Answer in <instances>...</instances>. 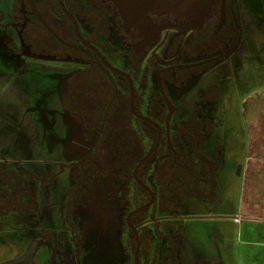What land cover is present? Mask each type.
<instances>
[{
  "label": "flooded vegetation",
  "instance_id": "1",
  "mask_svg": "<svg viewBox=\"0 0 264 264\" xmlns=\"http://www.w3.org/2000/svg\"><path fill=\"white\" fill-rule=\"evenodd\" d=\"M140 15L0 0V91L41 136L0 145V231L26 237L6 264H233L235 212L215 213L240 170L225 105L262 56L264 0H213L196 25Z\"/></svg>",
  "mask_w": 264,
  "mask_h": 264
},
{
  "label": "rangeland",
  "instance_id": "2",
  "mask_svg": "<svg viewBox=\"0 0 264 264\" xmlns=\"http://www.w3.org/2000/svg\"><path fill=\"white\" fill-rule=\"evenodd\" d=\"M260 41V39H258ZM261 41L263 42V52L262 56L256 57V58H247V62L245 63V67L243 68V72L247 75H251L247 80H245V76L242 77L241 83L237 86L236 90H233L230 93V100L225 105L226 110V126L224 127L225 131H231L238 141L237 144H240V147H237V152H239L238 156L242 160L243 153H244V143L247 142L244 132H245V125L247 124V121L251 119V113L255 108L257 107L256 102L252 103L251 106V113L250 108H245L242 106V103L250 98V94L253 93L254 90H264V36H261ZM249 60V61H248ZM1 86L4 84H0ZM0 86V87H1ZM45 87V86H44ZM11 90V91H10ZM14 89H9V91L5 94H1L0 91V145H8L9 143L15 144L17 142L19 145V141H17L16 137L21 133V135H31L35 139H39L40 131L39 127L36 129L31 126V124L26 125V123H23L22 126H20V123L17 121L18 118H16V114L20 112V110L24 111V107L20 106L21 101H19L16 91L14 92ZM44 93V92H43ZM11 103L9 105V101ZM255 100V99H254ZM256 101V100H255ZM262 101L259 103L261 104ZM250 107V106H248ZM244 109H247L248 116L243 114ZM34 117V116H33ZM262 118V113H261ZM34 120L36 121L35 117ZM31 126V127H30ZM36 127V125H34ZM36 131L38 132L36 134ZM50 133H47L49 135ZM247 134V131H246ZM66 129L64 127V130L62 133H59L60 138L66 137ZM25 140V138H23ZM28 140V152L29 154H35L40 156V149H37V145L32 143V138H27ZM26 141V140H25ZM42 143L45 145L49 144V138L44 136L41 140ZM1 149V148H0ZM23 150H21L22 154ZM43 156V155H42ZM227 165L224 168V171L226 169ZM232 168L230 167V170ZM224 173V172H223ZM224 180V186L221 188V193L225 196V204L222 206V209L220 208L218 210H214L215 213L219 212H229L232 213L237 209L239 197H240V188H241V182L240 179H237V183L233 185L232 177H224L222 176ZM223 185V184H222ZM195 205V209H200L199 212L202 211V206L193 203ZM206 212V211H205ZM18 224L12 223L7 228H5L3 231H0V264H6L7 262L15 259L19 254L21 253L24 244L26 243V237L24 233H18L19 227ZM205 248L208 250L207 254L213 253L212 250H209L208 248V242L205 239ZM47 252L43 251L39 258H43L44 255H46Z\"/></svg>",
  "mask_w": 264,
  "mask_h": 264
},
{
  "label": "crops",
  "instance_id": "3",
  "mask_svg": "<svg viewBox=\"0 0 264 264\" xmlns=\"http://www.w3.org/2000/svg\"><path fill=\"white\" fill-rule=\"evenodd\" d=\"M252 92L242 103L244 107L246 103L250 113L252 103L256 102L257 107L245 125L247 142L243 146V159L239 161L241 190L234 211L233 264H264V90ZM243 114L247 118V109Z\"/></svg>",
  "mask_w": 264,
  "mask_h": 264
},
{
  "label": "water",
  "instance_id": "4",
  "mask_svg": "<svg viewBox=\"0 0 264 264\" xmlns=\"http://www.w3.org/2000/svg\"><path fill=\"white\" fill-rule=\"evenodd\" d=\"M120 13L138 23L141 11L171 13L192 24H200L208 15L213 0H112Z\"/></svg>",
  "mask_w": 264,
  "mask_h": 264
},
{
  "label": "trees",
  "instance_id": "5",
  "mask_svg": "<svg viewBox=\"0 0 264 264\" xmlns=\"http://www.w3.org/2000/svg\"><path fill=\"white\" fill-rule=\"evenodd\" d=\"M2 199H1V201L4 199L3 197H1ZM4 201L5 200H3L2 202H1V204H0V213H4V212H6L7 210H8V207H5L6 206V204L4 203Z\"/></svg>",
  "mask_w": 264,
  "mask_h": 264
}]
</instances>
